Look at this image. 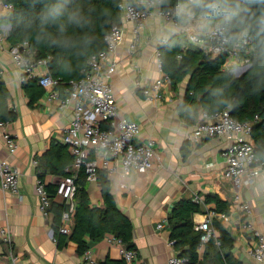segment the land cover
Here are the masks:
<instances>
[{"label":"crops","instance_id":"0c3cea01","mask_svg":"<svg viewBox=\"0 0 264 264\" xmlns=\"http://www.w3.org/2000/svg\"><path fill=\"white\" fill-rule=\"evenodd\" d=\"M11 12L0 0L1 28H8L9 25L1 20ZM181 23L199 31L196 20ZM123 25L125 43L116 53L119 65L111 81L115 99L121 117L140 125V139L156 140L159 159L156 168L146 174H126L123 170L110 174L103 168L100 169L98 179L86 185L92 205L103 206L100 175L105 173L118 207L134 225V251L137 254L135 264H169L171 258L182 256V251L186 249L175 247L171 240L168 219L175 206L185 199L196 201V198H200V202H196L202 205V211L194 216L195 230L200 231V224L204 222L208 212L216 211V203L206 200L216 196L228 204L227 212L217 211L219 214H226L227 220L218 219L215 222H220L232 234L235 258L243 264H264L256 262L250 256L249 252L258 239L252 232L242 229L245 214L236 206L234 188L224 174V153L231 143L230 138L209 139L197 145L189 140L203 112L198 101L193 99L185 103L191 77H187L177 87L172 84L164 86L160 92V101L147 100L143 90L137 85V82H141L143 88L154 85L161 76L156 52L171 36L178 35L186 39L185 36L163 19L152 16L138 53L132 57L129 53L132 23L124 20ZM12 47L8 39L0 46V71L10 93L9 106L17 113V119L0 128V159L10 161L20 170L21 177L19 194L5 192L0 188V225L11 231L12 250L21 257L23 264H78L81 256L74 242L70 241L62 251L57 248L51 219L42 210L37 190L38 173L44 169L42 158L52 140L63 143L65 132L73 120L74 106L62 108L61 99L65 96V93L61 96V91L65 90L63 87L55 90L59 94L57 99L48 101L45 94L32 103V95L24 91L21 82L23 72L12 59ZM75 69L77 70V66ZM36 71L39 75L47 69L40 66ZM71 73L75 74V71ZM5 131L19 145L15 154L9 152L3 137ZM70 153L72 154L71 151ZM72 156L74 157L73 154ZM74 161L68 168L73 174ZM63 178L47 173L44 183L58 185ZM243 200L252 208L251 220L256 230L264 234V175L253 187L244 190ZM72 204L74 207L78 204L75 195ZM109 237L107 235L96 241H89V249L101 263L122 259V247L110 244ZM218 248L220 246L214 242L204 247L199 246L197 264H223L217 256ZM8 251L9 246L0 241V254Z\"/></svg>","mask_w":264,"mask_h":264},{"label":"built area","instance_id":"2783aa9c","mask_svg":"<svg viewBox=\"0 0 264 264\" xmlns=\"http://www.w3.org/2000/svg\"><path fill=\"white\" fill-rule=\"evenodd\" d=\"M9 10L13 5L5 4ZM175 8L166 10L162 8V0H121L119 10L124 20L132 23V40L129 43V53L134 57L138 53L139 45L146 34L148 21L152 16L163 19L167 24L181 31L186 38L184 48L197 47L212 58L225 54L227 61L224 70L233 73H241L251 66V58L255 55L252 47L254 41L247 43H234L231 41L230 32L221 33L212 31L201 32L192 26L182 25L180 19L175 15ZM9 28L0 27V46L7 40ZM107 49L92 56L82 76L78 80L66 82L65 96L61 99L62 108L74 106L73 120L65 132L63 143L66 144L74 155L75 174L63 178L57 188V199L65 204H71L77 191L76 176L84 172L86 182L95 181L99 177L100 169L110 174L119 173L123 170L126 174L137 172L146 174L156 168L159 154L156 140L147 138L140 139V125L133 120L122 118L120 109L115 99L112 86V78L118 69L116 53L120 46L125 43V27L123 23L114 24L105 36ZM12 59L16 66L23 72L21 82L25 83L31 79H38L39 84L46 90L48 101L59 97L56 87L60 79L53 76L49 70V60L35 59L29 50L27 41L13 46L10 49ZM160 50L156 52L157 67L161 76L152 87L141 86L143 95L147 100L160 101L161 89L172 84L171 78L164 73ZM179 59H182L179 56ZM47 69L42 74H37L38 67ZM241 73V74H243ZM240 76V75H238ZM201 120L196 124L189 140L193 145L201 144L206 140L228 137L231 140L224 153L226 158L225 177L234 188V202L245 214L242 224L244 231L252 232L258 239L256 245L251 249L250 256L258 263L264 262V234L256 230L251 217L253 211L251 206L243 200V192L246 188L253 187L261 176L264 175V160L258 156L252 142L253 125L250 122H241L235 119L229 110H223L217 114L202 112ZM8 123L0 124V128ZM4 140L8 144L11 154H15L19 148L16 140L8 132H4ZM113 163V165H111ZM20 170L10 161L0 159V188L5 192L19 194ZM38 195L41 200L42 210L48 215L53 200L49 196L45 184L38 182ZM200 202V198H196ZM226 214H219L211 210L200 224L202 235L200 247L218 241V232L214 227L216 220H227ZM75 225L74 216L64 213L62 217L61 232L70 235ZM0 241L9 246V251L0 254V264H23L21 257L14 254L12 250V233L7 227L0 225ZM110 244L122 247L121 264H135L137 254L134 250H127L121 240L110 236ZM173 245V242H171ZM187 257L177 256L169 260V264H190ZM78 264H101L92 250H87ZM146 264V263H141Z\"/></svg>","mask_w":264,"mask_h":264},{"label":"trees","instance_id":"16d2710c","mask_svg":"<svg viewBox=\"0 0 264 264\" xmlns=\"http://www.w3.org/2000/svg\"><path fill=\"white\" fill-rule=\"evenodd\" d=\"M2 1L13 5L11 14L1 20L11 26L8 42L16 46L27 41L35 59L50 57L49 70L54 77L60 79L56 89L62 87L65 89L66 82L80 79L90 58L107 49L105 36L111 27L123 23V16L119 10L121 0ZM179 2L181 0H162V8L166 10L175 8ZM55 4L62 5V14L55 21L41 23L44 11ZM262 8L264 5H252L251 13L259 16ZM72 12L79 13L80 24L68 22V15ZM237 31L238 29L233 28L229 32L233 35ZM186 41L174 35L160 48L163 70L171 78L172 85L177 87L187 77H191L185 103L194 99L199 102L202 110L209 114L229 110L235 119L252 123V142L258 156L264 160V73L253 72L255 55L251 58L250 68L236 78L223 68L227 61L225 54L212 58L197 47L184 48ZM179 56L182 59H179ZM74 71L75 74L71 73ZM23 87L28 95H32V103L46 94L37 78L23 83ZM64 93L65 90H62L61 96ZM9 98L10 93L0 71V124L17 119V113L9 106ZM42 159L44 169L38 173L42 183L45 182L47 173L62 178L73 175L68 168L72 165L74 157L66 144L52 140ZM100 179L102 207L92 205L83 171L76 176L78 186L75 194L78 199L76 207L72 203L65 204L57 200L58 185L44 183L53 200L48 216L60 251L72 241L77 245V252L81 256L89 250V241H96L107 235L121 240L127 250L136 249L133 222L118 207L106 174L101 173ZM206 201H214L218 212L228 211V204L216 196L209 197ZM201 206L194 200H182L175 206L168 219L171 240L174 241L175 247L186 248L182 251V257H187L190 264L198 263L197 249L202 231L195 230L194 216L202 211ZM73 212L74 228L70 235H65L61 232L63 214ZM214 226L219 234L218 241L221 243L217 253L219 259L223 264H243L233 255L232 234L220 222H215ZM101 264H121V261L107 260Z\"/></svg>","mask_w":264,"mask_h":264},{"label":"clouds","instance_id":"9594fccd","mask_svg":"<svg viewBox=\"0 0 264 264\" xmlns=\"http://www.w3.org/2000/svg\"><path fill=\"white\" fill-rule=\"evenodd\" d=\"M252 5H264V0H181L176 5L175 15L183 23L196 20V27L201 32L212 31L229 32L236 28L238 31L231 35L234 43L254 41L255 74L264 73V8L260 15L251 13ZM62 14V5L55 4L48 7L41 16V23L55 21ZM68 22L81 23V16L77 12L68 15Z\"/></svg>","mask_w":264,"mask_h":264},{"label":"rangeland","instance_id":"374dc122","mask_svg":"<svg viewBox=\"0 0 264 264\" xmlns=\"http://www.w3.org/2000/svg\"><path fill=\"white\" fill-rule=\"evenodd\" d=\"M241 73H243V72H241ZM241 73L239 74V73H233V75L235 76V77H237L238 75H241Z\"/></svg>","mask_w":264,"mask_h":264},{"label":"water","instance_id":"95a60500","mask_svg":"<svg viewBox=\"0 0 264 264\" xmlns=\"http://www.w3.org/2000/svg\"><path fill=\"white\" fill-rule=\"evenodd\" d=\"M8 28L11 29V26L9 25ZM246 71H247V70H246ZM246 71H245V72H246ZM245 72H244V73H245ZM244 73H243V74H244ZM243 74H241L240 76H242ZM240 76H237L236 78H239Z\"/></svg>","mask_w":264,"mask_h":264}]
</instances>
